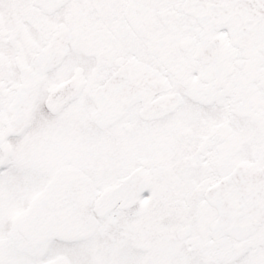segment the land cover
<instances>
[{
    "label": "snow or ice",
    "instance_id": "obj_1",
    "mask_svg": "<svg viewBox=\"0 0 264 264\" xmlns=\"http://www.w3.org/2000/svg\"><path fill=\"white\" fill-rule=\"evenodd\" d=\"M0 264H264V0H0Z\"/></svg>",
    "mask_w": 264,
    "mask_h": 264
}]
</instances>
